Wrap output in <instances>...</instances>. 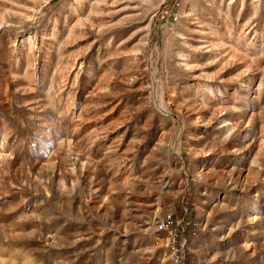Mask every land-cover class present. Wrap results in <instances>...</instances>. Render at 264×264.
<instances>
[{"label": "rangeland", "instance_id": "1", "mask_svg": "<svg viewBox=\"0 0 264 264\" xmlns=\"http://www.w3.org/2000/svg\"><path fill=\"white\" fill-rule=\"evenodd\" d=\"M167 216L264 264V0H0V264H171Z\"/></svg>", "mask_w": 264, "mask_h": 264}, {"label": "built area", "instance_id": "2", "mask_svg": "<svg viewBox=\"0 0 264 264\" xmlns=\"http://www.w3.org/2000/svg\"><path fill=\"white\" fill-rule=\"evenodd\" d=\"M171 216H167L161 222L158 223L157 229L166 234V236L170 239L171 243V264H181L180 255H178V249L176 245V237L178 236L177 229L173 228L169 225Z\"/></svg>", "mask_w": 264, "mask_h": 264}, {"label": "bare ground", "instance_id": "3", "mask_svg": "<svg viewBox=\"0 0 264 264\" xmlns=\"http://www.w3.org/2000/svg\"><path fill=\"white\" fill-rule=\"evenodd\" d=\"M5 148V147H4ZM4 152V151H3Z\"/></svg>", "mask_w": 264, "mask_h": 264}]
</instances>
